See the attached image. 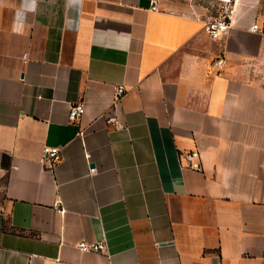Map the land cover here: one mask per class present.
Segmentation results:
<instances>
[{
  "label": "crops",
  "instance_id": "crops-1",
  "mask_svg": "<svg viewBox=\"0 0 264 264\" xmlns=\"http://www.w3.org/2000/svg\"><path fill=\"white\" fill-rule=\"evenodd\" d=\"M214 9L0 0V264H264V0L221 40Z\"/></svg>",
  "mask_w": 264,
  "mask_h": 264
},
{
  "label": "built area",
  "instance_id": "built-area-1",
  "mask_svg": "<svg viewBox=\"0 0 264 264\" xmlns=\"http://www.w3.org/2000/svg\"><path fill=\"white\" fill-rule=\"evenodd\" d=\"M209 1L215 3V15L205 23L203 30L205 35L209 39L221 40L233 28L238 0H209ZM149 11L157 12L158 11L157 3H153ZM249 30L251 32L264 35V24H262L259 27H251ZM223 65H224L223 57H218L215 59V61H213L211 67L216 71H220ZM123 95H124L123 87H117L115 89L114 100L118 101ZM83 114H84L83 106L70 105L67 114L68 121L73 124H78ZM105 123L109 125L113 130H117L120 127L114 114H109L108 116H106ZM179 160L181 161L183 166L187 168L196 171L201 169L200 155L197 150L182 153L179 156ZM59 161H60L59 150L57 148H51L45 151V155L42 160V165L45 169H48L50 171L55 168V166L58 164ZM89 172L93 173L94 169L90 168ZM53 209L57 213H62L59 204L53 205ZM76 247L80 250L92 252V253H103L105 250V246L103 243H86L85 241H81L80 243L77 244ZM53 264H63V263L59 260H54Z\"/></svg>",
  "mask_w": 264,
  "mask_h": 264
},
{
  "label": "rangeland",
  "instance_id": "rangeland-1",
  "mask_svg": "<svg viewBox=\"0 0 264 264\" xmlns=\"http://www.w3.org/2000/svg\"><path fill=\"white\" fill-rule=\"evenodd\" d=\"M214 12H215V9H214ZM215 14V13H214Z\"/></svg>",
  "mask_w": 264,
  "mask_h": 264
}]
</instances>
